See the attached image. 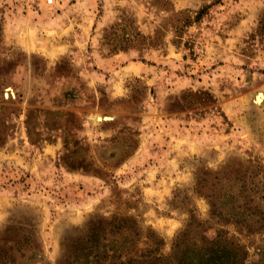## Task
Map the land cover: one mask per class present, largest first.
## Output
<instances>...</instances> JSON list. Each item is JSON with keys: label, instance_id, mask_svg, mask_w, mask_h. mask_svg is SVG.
<instances>
[{"label": "rangeland", "instance_id": "1", "mask_svg": "<svg viewBox=\"0 0 264 264\" xmlns=\"http://www.w3.org/2000/svg\"><path fill=\"white\" fill-rule=\"evenodd\" d=\"M185 231L264 264V0H0V264Z\"/></svg>", "mask_w": 264, "mask_h": 264}, {"label": "trees", "instance_id": "2", "mask_svg": "<svg viewBox=\"0 0 264 264\" xmlns=\"http://www.w3.org/2000/svg\"><path fill=\"white\" fill-rule=\"evenodd\" d=\"M122 240L123 244L104 243L106 252H115L125 249V243L130 241L128 234H121L117 236ZM100 238H98L99 240ZM101 241L106 240L102 237ZM112 241V240H111ZM115 241V240H114ZM113 243V241H112ZM82 254H76L77 264H88L89 256L93 253L92 250L84 248ZM235 256L230 254L229 246L225 243H219L215 239L206 238L203 234H193L191 231L182 233L176 243L174 244V251L166 256H146L142 260H128L126 264H231L234 262Z\"/></svg>", "mask_w": 264, "mask_h": 264}, {"label": "bare ground", "instance_id": "3", "mask_svg": "<svg viewBox=\"0 0 264 264\" xmlns=\"http://www.w3.org/2000/svg\"><path fill=\"white\" fill-rule=\"evenodd\" d=\"M261 97H262V94L257 95V96H256V100H257V101H260Z\"/></svg>", "mask_w": 264, "mask_h": 264}]
</instances>
